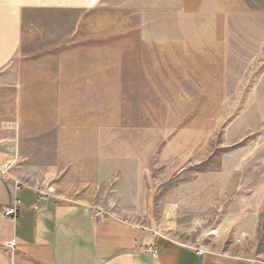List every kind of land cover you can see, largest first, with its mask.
<instances>
[{
    "label": "rangeland",
    "instance_id": "1",
    "mask_svg": "<svg viewBox=\"0 0 264 264\" xmlns=\"http://www.w3.org/2000/svg\"><path fill=\"white\" fill-rule=\"evenodd\" d=\"M0 175L264 263V0H105L23 16Z\"/></svg>",
    "mask_w": 264,
    "mask_h": 264
},
{
    "label": "crops",
    "instance_id": "2",
    "mask_svg": "<svg viewBox=\"0 0 264 264\" xmlns=\"http://www.w3.org/2000/svg\"><path fill=\"white\" fill-rule=\"evenodd\" d=\"M105 0H0V69L19 51L23 16L39 10L93 11ZM0 175L1 207L19 203L15 219L0 212V264H264L249 259L213 260L198 256L196 248L150 237L121 220L84 204L60 201ZM154 244L157 254L145 253Z\"/></svg>",
    "mask_w": 264,
    "mask_h": 264
},
{
    "label": "built area",
    "instance_id": "3",
    "mask_svg": "<svg viewBox=\"0 0 264 264\" xmlns=\"http://www.w3.org/2000/svg\"><path fill=\"white\" fill-rule=\"evenodd\" d=\"M12 182L14 184L13 188H14L15 192L20 191L21 187H22V183H20L19 181H16V180H13ZM0 212H1V215L4 218H8V219H12L13 220V219H15L18 216V214L20 212L19 203L17 201H15L9 206H3V207H1V211ZM95 216L97 218H101L102 219L106 215L103 212L96 210L95 211ZM145 253L147 255H150V256L156 255L157 254V250H156V247L154 246V244L146 246ZM196 254L198 256H204V252L200 251V250H196Z\"/></svg>",
    "mask_w": 264,
    "mask_h": 264
}]
</instances>
